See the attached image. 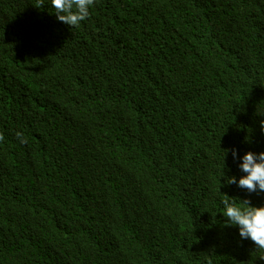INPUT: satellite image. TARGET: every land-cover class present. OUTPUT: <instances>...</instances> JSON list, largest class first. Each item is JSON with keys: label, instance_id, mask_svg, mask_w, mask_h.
I'll return each instance as SVG.
<instances>
[{"label": "trees", "instance_id": "16d2710c", "mask_svg": "<svg viewBox=\"0 0 264 264\" xmlns=\"http://www.w3.org/2000/svg\"><path fill=\"white\" fill-rule=\"evenodd\" d=\"M40 2L0 0V264H264L222 203L264 0H95L71 28Z\"/></svg>", "mask_w": 264, "mask_h": 264}, {"label": "clouds", "instance_id": "9594fccd", "mask_svg": "<svg viewBox=\"0 0 264 264\" xmlns=\"http://www.w3.org/2000/svg\"><path fill=\"white\" fill-rule=\"evenodd\" d=\"M95 0H51L55 9L54 16L59 22L71 27H79L81 22L90 15V7ZM43 7V0L40 2ZM51 20L53 18L47 10ZM255 140L243 143L245 149L233 148L232 159L234 164L233 177H228L227 184H233L236 191L246 200L237 205L235 201L223 200L225 211L223 215L231 226H238L242 239H250L257 249L264 250V206H252L250 198L264 201V119L253 121ZM20 137L21 134L17 133ZM6 139L5 132L0 129V144ZM21 142H25L23 139ZM226 150L225 156L227 155Z\"/></svg>", "mask_w": 264, "mask_h": 264}, {"label": "rangeland", "instance_id": "374dc122", "mask_svg": "<svg viewBox=\"0 0 264 264\" xmlns=\"http://www.w3.org/2000/svg\"><path fill=\"white\" fill-rule=\"evenodd\" d=\"M95 170H96L97 175L100 177V179H103L104 172L102 171V169L98 166H95ZM112 182H113V184H117L118 189L121 188L122 184L120 183V181L112 180Z\"/></svg>", "mask_w": 264, "mask_h": 264}]
</instances>
